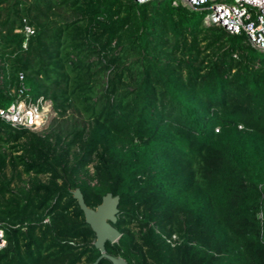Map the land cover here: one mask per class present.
I'll list each match as a JSON object with an SVG mask.
<instances>
[{
    "label": "trees",
    "instance_id": "16d2710c",
    "mask_svg": "<svg viewBox=\"0 0 264 264\" xmlns=\"http://www.w3.org/2000/svg\"><path fill=\"white\" fill-rule=\"evenodd\" d=\"M173 1L0 0V107L56 113L0 116V264H94L77 188L126 264H264V51Z\"/></svg>",
    "mask_w": 264,
    "mask_h": 264
},
{
    "label": "built area",
    "instance_id": "2783aa9c",
    "mask_svg": "<svg viewBox=\"0 0 264 264\" xmlns=\"http://www.w3.org/2000/svg\"><path fill=\"white\" fill-rule=\"evenodd\" d=\"M173 2L186 8H195L208 3L205 6V25L216 23L225 26L230 32L244 31L250 43L264 51V0H174ZM23 31L30 36L35 29L26 24ZM53 112L52 102L41 98L38 101L22 98L7 108L0 107V116L13 126L26 127L34 131L46 127ZM4 242V229L0 227V246L4 245Z\"/></svg>",
    "mask_w": 264,
    "mask_h": 264
},
{
    "label": "water",
    "instance_id": "95a60500",
    "mask_svg": "<svg viewBox=\"0 0 264 264\" xmlns=\"http://www.w3.org/2000/svg\"><path fill=\"white\" fill-rule=\"evenodd\" d=\"M73 195L84 212L86 222L95 231V246L101 250V255L94 264L102 257L111 260L112 264H126V260L123 257L109 254L105 249L107 241L115 242L121 236V232L114 226L118 218L119 196H113L112 193H107L103 196L102 202L93 208L86 204L80 189L73 190Z\"/></svg>",
    "mask_w": 264,
    "mask_h": 264
},
{
    "label": "rangeland",
    "instance_id": "374dc122",
    "mask_svg": "<svg viewBox=\"0 0 264 264\" xmlns=\"http://www.w3.org/2000/svg\"><path fill=\"white\" fill-rule=\"evenodd\" d=\"M55 115H56V113L53 112V113H52V116H51V118H50V121H51V119H53V117H55Z\"/></svg>",
    "mask_w": 264,
    "mask_h": 264
},
{
    "label": "clouds",
    "instance_id": "9594fccd",
    "mask_svg": "<svg viewBox=\"0 0 264 264\" xmlns=\"http://www.w3.org/2000/svg\"><path fill=\"white\" fill-rule=\"evenodd\" d=\"M55 112V111H54Z\"/></svg>",
    "mask_w": 264,
    "mask_h": 264
}]
</instances>
